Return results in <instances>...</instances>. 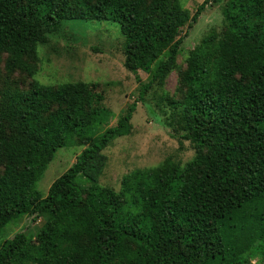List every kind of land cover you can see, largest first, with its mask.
<instances>
[{
    "label": "trees",
    "instance_id": "trees-1",
    "mask_svg": "<svg viewBox=\"0 0 264 264\" xmlns=\"http://www.w3.org/2000/svg\"><path fill=\"white\" fill-rule=\"evenodd\" d=\"M208 4H223L232 28L189 52L182 98L168 100L193 159L136 170L118 193L99 186L102 151L130 134L137 104L175 64L188 33L181 29H191ZM67 21L116 24L123 67L148 79L136 77V99L96 136L107 110L83 123L87 109L70 102L88 97L94 84L35 85L11 96L0 113V231L22 215L46 218L57 231L37 245L22 232L4 240L0 264H252L264 257V0H204L192 15L178 0H0V54L12 63L29 57ZM74 139L85 148L41 195L36 184L47 165Z\"/></svg>",
    "mask_w": 264,
    "mask_h": 264
},
{
    "label": "rangeland",
    "instance_id": "rangeland-1",
    "mask_svg": "<svg viewBox=\"0 0 264 264\" xmlns=\"http://www.w3.org/2000/svg\"><path fill=\"white\" fill-rule=\"evenodd\" d=\"M203 1L178 0L191 15ZM222 6L208 4L191 29L187 26L181 29L180 36L186 31L188 33L163 84L153 85L144 102L137 104L130 121V134L113 140L102 151L107 159L99 186L118 193L123 177L136 170L155 168L164 162L183 167L193 159V146L180 138L182 133L177 129L179 109L170 105L168 100L182 98L184 88L179 79L186 69L189 52L205 38L212 37L216 41L230 32L232 17L223 16ZM123 43L118 26L109 21H67L56 33L49 34L45 43L38 44L29 57L24 55L12 63V55L0 54V113L6 112L12 95L25 93L35 85L56 88L78 82L94 84L97 87L88 97H81V101L75 98L70 102L78 107L83 104L87 109V113H82L83 123L90 121L95 109L104 107L107 110L92 135L100 134L114 126L138 96L136 77L144 83L148 79V74L142 71L134 75L123 67ZM55 110L56 104H51L50 113ZM84 148L79 140L74 139L56 150L36 184L41 195H46L50 184L75 162ZM48 223L46 218L32 221L29 215L16 216L1 229L0 246L4 240L20 232L25 234L27 243L37 245L45 238L43 234L52 235L57 231ZM251 263L264 264V257H255ZM210 264H219V261Z\"/></svg>",
    "mask_w": 264,
    "mask_h": 264
}]
</instances>
